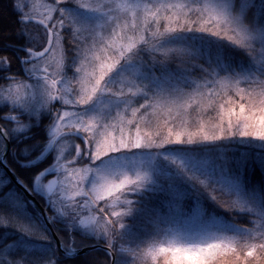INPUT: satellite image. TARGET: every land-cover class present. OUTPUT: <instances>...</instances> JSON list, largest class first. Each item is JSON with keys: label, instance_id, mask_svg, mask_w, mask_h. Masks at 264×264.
I'll use <instances>...</instances> for the list:
<instances>
[{"label": "snow or ice", "instance_id": "obj_1", "mask_svg": "<svg viewBox=\"0 0 264 264\" xmlns=\"http://www.w3.org/2000/svg\"><path fill=\"white\" fill-rule=\"evenodd\" d=\"M5 12L0 264H264V0Z\"/></svg>", "mask_w": 264, "mask_h": 264}, {"label": "trees", "instance_id": "obj_2", "mask_svg": "<svg viewBox=\"0 0 264 264\" xmlns=\"http://www.w3.org/2000/svg\"><path fill=\"white\" fill-rule=\"evenodd\" d=\"M8 0H0V6L7 4ZM14 21L15 16L11 12H5L4 14L0 15V33H9L14 28ZM243 222V221H239ZM9 236L14 235L13 232H8Z\"/></svg>", "mask_w": 264, "mask_h": 264}, {"label": "rangeland", "instance_id": "obj_3", "mask_svg": "<svg viewBox=\"0 0 264 264\" xmlns=\"http://www.w3.org/2000/svg\"><path fill=\"white\" fill-rule=\"evenodd\" d=\"M30 27H33V36L34 38L37 40V42L41 39V33L38 32L34 26H30Z\"/></svg>", "mask_w": 264, "mask_h": 264}, {"label": "flooded vegetation", "instance_id": "obj_4", "mask_svg": "<svg viewBox=\"0 0 264 264\" xmlns=\"http://www.w3.org/2000/svg\"><path fill=\"white\" fill-rule=\"evenodd\" d=\"M48 179H55V176H50L48 177Z\"/></svg>", "mask_w": 264, "mask_h": 264}]
</instances>
